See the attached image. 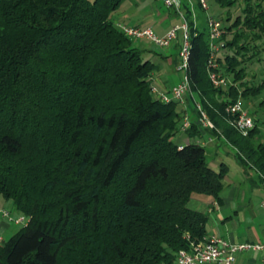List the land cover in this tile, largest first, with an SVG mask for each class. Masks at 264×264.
I'll return each mask as SVG.
<instances>
[{
	"label": "trees",
	"instance_id": "16d2710c",
	"mask_svg": "<svg viewBox=\"0 0 264 264\" xmlns=\"http://www.w3.org/2000/svg\"><path fill=\"white\" fill-rule=\"evenodd\" d=\"M121 1L0 0V196L29 220L0 244V264H175L207 236L192 196L223 202L229 168L210 166L203 140L225 139L264 187L258 122L245 137L227 113L264 90L246 80L264 50V0H244L230 25L219 19L223 86L209 76L208 27L190 22L192 94L181 111L155 99L160 65L112 19Z\"/></svg>",
	"mask_w": 264,
	"mask_h": 264
},
{
	"label": "rangeland",
	"instance_id": "374dc122",
	"mask_svg": "<svg viewBox=\"0 0 264 264\" xmlns=\"http://www.w3.org/2000/svg\"><path fill=\"white\" fill-rule=\"evenodd\" d=\"M207 2L210 6L209 10H204L197 0H194L193 11L191 13L185 11L189 21L193 22L199 30H205L208 27L210 15L217 19H224V25H230L235 17L242 13L244 6V0H240L237 6L232 8L221 7L217 0H207ZM229 14L232 16L231 21L225 20ZM111 17L118 24L152 28L160 37L167 35L176 25L182 24L181 17L172 8L167 7L162 0H122L119 8L112 13ZM179 41L183 44L182 31L179 32V39L169 47L158 46L148 39H138L134 42L137 47L146 51V59L159 63L160 68L157 74L163 81H166L167 87L178 83L183 75L182 72L177 71L174 63L178 54L177 42ZM258 42H264V38L263 41ZM259 56L261 60L257 61L255 58L254 61L248 62L246 80L250 85H259L264 81V50ZM239 100L243 101L254 121L257 120L259 137L264 143V90L261 95L250 97L245 101ZM187 104L186 97L185 102L179 105L178 110L181 111ZM184 139L182 134H178L175 138L177 142L181 141L183 144L192 142L189 139ZM213 139L212 143H209L208 140H203L200 143L207 150L210 166L217 171L221 164H226L229 168L221 195L223 205L220 206L215 202L212 196L194 194L188 206L208 215V236L215 235L236 243L247 241L262 243L264 241V207H262L264 187L260 183L259 176L253 169L245 171L239 162L236 149L225 139ZM0 198L3 199L1 196ZM8 203L15 215L13 203ZM21 217L22 215H17L16 218ZM27 223L26 220L23 224L15 226L13 233L18 232ZM249 255L248 253L237 254L234 264H242Z\"/></svg>",
	"mask_w": 264,
	"mask_h": 264
},
{
	"label": "built area",
	"instance_id": "2783aa9c",
	"mask_svg": "<svg viewBox=\"0 0 264 264\" xmlns=\"http://www.w3.org/2000/svg\"><path fill=\"white\" fill-rule=\"evenodd\" d=\"M164 4L172 8L176 14L182 19L181 25H176L167 35L158 36L149 27L140 26H126L119 24L125 34L133 39H148L158 46H170L179 37V32L182 31L183 44L180 50L181 60L177 66L178 71L183 75L181 80L169 89H162L157 84H152V93L156 100L163 103H170L178 101L181 104L185 102L188 95L192 94L190 77L188 74L189 68V55L191 49L190 43V21L186 12L191 13L194 9V0H162ZM198 4L204 10H209L210 6L207 0H197ZM208 27L210 32L211 50L212 54L209 59V76L211 81L216 86H223L227 84V79L214 69L217 67L215 61V54L219 50V40L223 33L222 23L219 19L210 15L208 18ZM199 112V122L205 128L214 129V124L210 121L207 113L202 105L198 102L195 103ZM227 113L230 115V124L243 136H248L255 128V122L249 111L245 108L242 100H238L227 108ZM192 121L186 115L182 129L185 131L190 128ZM264 207V202L262 203ZM3 216L16 224H23L29 221L25 216L14 219L10 211H3ZM4 242V238L0 234V244ZM245 252H259L262 254L260 264H264V244L256 242L234 243L227 241L217 236H206L200 243H193L190 250H182L177 255L175 264H234L235 257L238 253Z\"/></svg>",
	"mask_w": 264,
	"mask_h": 264
},
{
	"label": "crops",
	"instance_id": "0c3cea01",
	"mask_svg": "<svg viewBox=\"0 0 264 264\" xmlns=\"http://www.w3.org/2000/svg\"><path fill=\"white\" fill-rule=\"evenodd\" d=\"M119 24H121V23H119ZM137 26L143 27L141 25H137ZM157 72L153 75V83L157 84L162 89L171 88L172 86L167 87L166 81H163L162 78L158 77ZM179 80H181V79H179ZM175 84H177V83H175ZM193 141H195V140H193ZM219 205L222 206L223 202H222V204H219ZM5 210L10 211L12 214V217L14 219H16L17 215H20V214H18L15 211V215H14V211L11 209V206L9 207V203L5 202L4 199L0 198V234L2 235L4 240H7V239H9L8 237H12L14 235V233H13V229H15L14 227L19 226L21 224H16L15 222L13 223V221H10L8 218L4 217L3 211H5ZM210 236H213V235H210ZM210 236H208V237H210ZM247 242H249V241H247ZM234 243H236V242H234ZM240 243H245V242H240ZM256 243H259V242H256ZM262 243L264 244V241ZM245 253H248L250 255L247 257V259L243 260L242 264H260V260L262 257L261 253H259V252H245ZM238 254H244V253H238Z\"/></svg>",
	"mask_w": 264,
	"mask_h": 264
}]
</instances>
